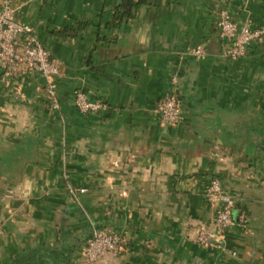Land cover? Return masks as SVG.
<instances>
[{
  "label": "crops",
  "instance_id": "1",
  "mask_svg": "<svg viewBox=\"0 0 264 264\" xmlns=\"http://www.w3.org/2000/svg\"><path fill=\"white\" fill-rule=\"evenodd\" d=\"M9 1L61 74L54 108L42 78L0 69V264H86L96 228L123 238L99 264H264V42L230 60L217 27H264V0H147L119 24L122 0ZM78 91L106 108L81 114ZM214 179L234 223L204 248Z\"/></svg>",
  "mask_w": 264,
  "mask_h": 264
},
{
  "label": "built area",
  "instance_id": "2",
  "mask_svg": "<svg viewBox=\"0 0 264 264\" xmlns=\"http://www.w3.org/2000/svg\"><path fill=\"white\" fill-rule=\"evenodd\" d=\"M16 13L17 9L11 1L4 0L0 5V69L11 78L23 74L42 78L47 98L54 108H58L60 61L44 47L31 26L18 19ZM217 27L226 43L225 55L230 60L246 57L253 45L264 42L263 26H255L249 21L237 22L225 10L220 13ZM190 54L201 58L206 55V51L202 47H196ZM74 102L81 114H95L106 108L101 101L89 100L82 91L75 93ZM155 112L166 125L180 121L182 108L175 90L157 105ZM69 191L73 195L78 192L73 188H69ZM206 197L215 204V215L209 226L200 232L198 243L204 248H217L225 243L226 234L234 223L232 214L235 200L217 179L210 182ZM122 243L123 238L119 233L96 228L81 252V259L86 264H99L107 256L118 257L122 252Z\"/></svg>",
  "mask_w": 264,
  "mask_h": 264
},
{
  "label": "trees",
  "instance_id": "3",
  "mask_svg": "<svg viewBox=\"0 0 264 264\" xmlns=\"http://www.w3.org/2000/svg\"><path fill=\"white\" fill-rule=\"evenodd\" d=\"M146 3L147 0H122V3L115 10L114 22L119 24L134 18L137 9Z\"/></svg>",
  "mask_w": 264,
  "mask_h": 264
}]
</instances>
